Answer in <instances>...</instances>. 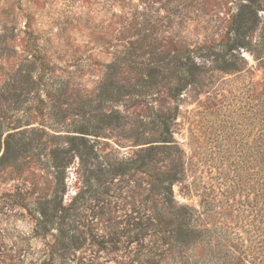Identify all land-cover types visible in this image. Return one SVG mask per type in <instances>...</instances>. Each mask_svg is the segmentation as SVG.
<instances>
[{
	"label": "rangeland",
	"instance_id": "rangeland-1",
	"mask_svg": "<svg viewBox=\"0 0 264 264\" xmlns=\"http://www.w3.org/2000/svg\"><path fill=\"white\" fill-rule=\"evenodd\" d=\"M239 1L0 0V154L9 140L0 160V264H41L51 238L34 235L25 211L51 194L48 156L73 138L93 170L94 153L119 167L149 145L155 170L178 165L174 199L200 214L171 227L172 250L203 252L204 228L242 237L254 229L264 170V60L255 45L264 1L238 47L228 39ZM156 116L169 118L174 145L158 142ZM116 178L122 207L140 206L142 170ZM93 253L86 245L69 264Z\"/></svg>",
	"mask_w": 264,
	"mask_h": 264
},
{
	"label": "trees",
	"instance_id": "trees-1",
	"mask_svg": "<svg viewBox=\"0 0 264 264\" xmlns=\"http://www.w3.org/2000/svg\"><path fill=\"white\" fill-rule=\"evenodd\" d=\"M261 1L264 0L238 2L229 27L231 39L228 41L231 40L233 46L242 47L241 39L255 29L257 11L263 7ZM255 45L259 49L258 59L263 61L260 51H264V36H260ZM156 119L162 128V141L158 142L163 143L162 146L174 145L166 137L169 118L156 116ZM74 142L73 138L65 148L50 152L46 162L49 171L46 186L51 194L25 211L33 222L34 235L51 238L41 264H69L86 245L94 247V256H82L80 264H264V170L261 168L254 229L246 230L243 237L207 228L198 230L203 252L187 254L179 244H174L176 250L169 246V241L176 242L171 227L197 222L200 212L179 205L174 199L172 186L179 178L178 165H173V160H170L172 167L155 170V146L149 145L139 148L133 157L120 162L119 167L102 161L103 158L94 153L93 170L87 168L90 155L81 150V144L76 146ZM8 151L9 140L5 142L0 160ZM74 160H77L74 169L77 186L69 195L68 168ZM136 170H142L146 176L143 195L134 192L142 196L140 206L135 208L127 204L122 207L125 198L119 187L123 182L116 176ZM0 255L6 253L0 251Z\"/></svg>",
	"mask_w": 264,
	"mask_h": 264
}]
</instances>
